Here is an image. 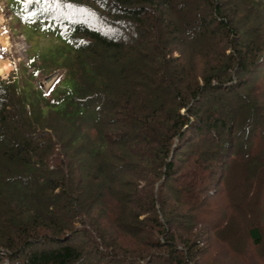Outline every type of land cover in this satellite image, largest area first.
<instances>
[{"label": "trees", "instance_id": "trees-1", "mask_svg": "<svg viewBox=\"0 0 264 264\" xmlns=\"http://www.w3.org/2000/svg\"><path fill=\"white\" fill-rule=\"evenodd\" d=\"M20 4L16 20L53 40L30 63L63 78L45 92L21 68L0 76V264H194L202 235L178 228L205 222L242 147L258 163L241 221L264 220V152H248L264 116L246 94L264 67V0ZM189 55L207 60L200 75ZM107 224L142 239L125 251ZM248 231L260 245L262 228Z\"/></svg>", "mask_w": 264, "mask_h": 264}, {"label": "rangeland", "instance_id": "rangeland-1", "mask_svg": "<svg viewBox=\"0 0 264 264\" xmlns=\"http://www.w3.org/2000/svg\"><path fill=\"white\" fill-rule=\"evenodd\" d=\"M20 1L0 0V36H8L10 44L6 46L0 41V60L8 59L12 65L10 71L0 74V76L2 79H6L15 69L21 68L20 75L25 76L29 79V82L47 92L58 84L61 77L63 78L62 71L54 70L50 73L43 68L36 70V66H39L40 61L36 58L34 63H30L29 57L32 52L36 54L37 52L47 50L46 48L50 46L53 40L48 36H42L40 31L34 36L29 27L24 26L16 20L12 7L16 9L20 8ZM28 33L31 34L32 40H30L31 37L28 38ZM185 57H188L187 52L184 55ZM189 57L193 59L194 73H199L198 75H200L206 66L207 60L198 56L189 55ZM251 81L252 84L249 85L251 88L245 93L249 94V98L256 102L258 114L264 116V67L258 69L253 74ZM257 129L252 134L250 132L253 149L248 152L251 153V157L256 156L258 158V155L264 152V123H261ZM237 143H240L239 140H237ZM246 149V147L238 148L237 156L228 158L223 168V180L221 184L212 187L207 198L208 204L203 207L204 211L201 212V208L197 214L195 212L197 217H205V222L197 221L198 219L192 222L194 229L192 232H187L184 228H178L181 232L177 233V235L185 238L190 234L193 236L195 233L202 235V239L200 240L202 242L197 246L198 254L194 264H264V220L261 218L260 223L252 218L251 221L244 222L241 220L246 218L239 212L242 202L244 203L242 206H245L246 201H250L247 197L250 192L249 187H251V176L254 175V169L258 163L256 161L253 167L244 163L247 160V157L245 158ZM260 163L264 167V159ZM260 178L262 180L260 190H258L257 194L253 191L255 195L251 197L258 202V207L263 211L264 170L260 174ZM175 202L174 200L171 201V203L177 205ZM249 205H251V202H249ZM225 222H227V225H225ZM253 224L262 228L263 241L260 245L253 244L249 235L248 230ZM109 227L113 229L114 234L121 235L120 239L125 251L135 249L138 242L142 239L140 238L141 236L134 237L130 234H123L114 225ZM146 237L149 240L154 239L153 236ZM148 238L146 239L148 240ZM144 250L145 255L151 254V250L148 248ZM107 261H110V259L103 260L102 262L103 264H108ZM168 262L169 260L162 263L156 261L154 264H168Z\"/></svg>", "mask_w": 264, "mask_h": 264}, {"label": "bare ground", "instance_id": "bare-ground-1", "mask_svg": "<svg viewBox=\"0 0 264 264\" xmlns=\"http://www.w3.org/2000/svg\"><path fill=\"white\" fill-rule=\"evenodd\" d=\"M0 41L4 43V45L8 46L9 44V39L8 36H0ZM10 45V44H9ZM12 65L10 61L7 60H0V74H5L8 71H10Z\"/></svg>", "mask_w": 264, "mask_h": 264}, {"label": "snow or ice", "instance_id": "snow-or-ice-1", "mask_svg": "<svg viewBox=\"0 0 264 264\" xmlns=\"http://www.w3.org/2000/svg\"><path fill=\"white\" fill-rule=\"evenodd\" d=\"M25 2H28V0H25ZM36 2H39V0H36Z\"/></svg>", "mask_w": 264, "mask_h": 264}]
</instances>
